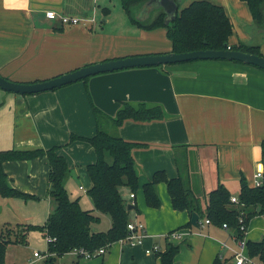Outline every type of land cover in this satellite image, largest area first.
Masks as SVG:
<instances>
[{
  "label": "crops",
  "instance_id": "crops-1",
  "mask_svg": "<svg viewBox=\"0 0 264 264\" xmlns=\"http://www.w3.org/2000/svg\"><path fill=\"white\" fill-rule=\"evenodd\" d=\"M190 1L180 0L179 9ZM209 1L221 5L231 21L229 46L240 42L257 44L264 55V33L262 31L258 37L253 35L255 26L245 1ZM102 2L0 0V75L14 81L31 82L94 62L172 51L165 27L136 25L124 10L125 18L105 17L102 19L104 26L99 27L94 17L96 8H101L104 14L110 11L101 5ZM143 5L135 10L140 21L151 20L161 9L150 13ZM48 9L81 20L76 24H61L45 16ZM124 102L158 105L163 117L151 120L128 118L114 126L109 117L114 116ZM91 104L105 114L98 122ZM97 127L144 144L132 151L139 187L133 198L127 187H121V194L126 203L136 205L137 209L133 207L129 212L134 216L130 220L142 219L147 233L140 245L113 242L105 254L99 256L98 263L158 264L156 254L152 255L155 252H145V248L160 244L154 240L156 235L175 229L186 232L181 237L189 236L191 227L185 225L190 222L191 214L172 207L164 182L156 184L160 206H147L142 183L150 179L155 170L164 169L168 177H183L197 196H202L219 182L236 196L241 176L252 185L255 171L263 167L260 144L264 138V70L235 60L195 59L99 72L35 93L20 94L0 88V150L60 146L58 152L64 155L70 168L65 187L69 196L78 198L84 209L93 208L92 199L86 192L91 186L86 164L95 160V152L88 141H69V137L70 134L91 137ZM3 170L11 185L34 195L31 199L45 203L43 220L34 223L42 224L53 207L44 158L6 160ZM80 177L84 178L81 184L77 181ZM79 191L85 192V196ZM137 193L142 194L139 201ZM261 215L264 212L252 217L250 223ZM18 222L31 223L24 219ZM102 223L108 225V216H103ZM205 224L208 229L203 234L212 242H207L209 245L204 252L200 249L197 264H211L216 255L233 264L234 253L240 250L239 240L223 225ZM252 229L250 224L245 238L251 237ZM261 238L264 237L254 240ZM27 244H9L5 264L40 261L43 257L34 256L33 252L44 255L47 245L46 249H34L30 254L20 252L19 257L17 249H25ZM187 245L192 248L191 240ZM76 258L73 253H67L60 260L70 264ZM86 260L81 258L78 264ZM174 264L186 263L180 262L175 255Z\"/></svg>",
  "mask_w": 264,
  "mask_h": 264
},
{
  "label": "trees",
  "instance_id": "trees-1",
  "mask_svg": "<svg viewBox=\"0 0 264 264\" xmlns=\"http://www.w3.org/2000/svg\"><path fill=\"white\" fill-rule=\"evenodd\" d=\"M145 1L120 0V4L132 23L146 28L165 27L167 36L171 40L172 51L218 49L228 46L232 24L221 5L209 0H192L178 9L174 19L165 23V12L162 9L153 14L151 20L140 21L136 18L135 10ZM243 1L249 7L254 22L252 33L258 37L259 33L262 31L264 33V0ZM230 47L262 54L257 44L240 42ZM91 108L98 122L100 116L105 114L93 104ZM161 117L163 111L158 105H147L142 102L133 105L124 102L115 115L109 118L114 126H118L128 118L151 120ZM69 138V141L75 139L88 141L95 152V160L86 164V172L91 181L87 194L92 199V209L82 208L78 198L69 196L65 180L70 168L64 155L58 152L60 146L0 150L1 195L34 198V195L11 185L3 170V162L40 157L44 158L48 166V194L53 202V207L42 224L18 222L13 227L7 228L8 224H4L0 228V264H5L9 244L19 241L26 243L27 232L32 228L38 229L44 236L54 238L47 244L46 255L35 264H67L60 258L73 249L94 251L101 246H110L129 232L127 222L130 220L131 209L128 210L127 206L130 203L125 202L121 187H127L133 193L139 187L132 151L134 147L144 144L109 133L101 127H97L91 137L70 134ZM260 146L263 165L261 182L250 185L245 177L241 176L236 201L230 199L231 192L220 182L202 196H197L183 177L179 175L168 177L164 169H157L151 178L141 185L146 205L160 206L156 184L164 182L174 209L186 210L189 214L195 212L198 215L197 224L191 226L188 221L185 225L187 228L198 227L202 218H208L215 225L222 226L225 223V227L231 230L235 238L244 242L246 253L264 264V238L254 240L245 238L244 234L251 218L264 212V138ZM133 207L137 209L135 204ZM104 215L109 218L107 226L102 225ZM242 225L244 229L241 228ZM178 248L177 244L165 241L164 248L155 252L158 264H174ZM76 255L80 256V254ZM78 260L79 257L70 264H78ZM211 264L231 263L227 258L216 255Z\"/></svg>",
  "mask_w": 264,
  "mask_h": 264
},
{
  "label": "water",
  "instance_id": "water-1",
  "mask_svg": "<svg viewBox=\"0 0 264 264\" xmlns=\"http://www.w3.org/2000/svg\"><path fill=\"white\" fill-rule=\"evenodd\" d=\"M179 2L180 0H146L145 2H143V6L150 13L154 9L161 8L165 12L164 21L165 23H167L176 17L177 11L179 9ZM195 59L235 60L258 66L259 68L264 70V55L244 51L242 49L231 48L228 45L225 48L218 49L199 48L189 51H170L165 53L144 54L115 58L85 64L83 66L58 74L51 78L31 82L14 81L0 75V88L6 91L16 92L20 94L35 93L57 88L99 72L110 71L124 67L169 64ZM132 208L133 204H128L127 209L129 210ZM197 220L198 215L193 212L190 218L191 224L196 225Z\"/></svg>",
  "mask_w": 264,
  "mask_h": 264
},
{
  "label": "rangeland",
  "instance_id": "rangeland-1",
  "mask_svg": "<svg viewBox=\"0 0 264 264\" xmlns=\"http://www.w3.org/2000/svg\"><path fill=\"white\" fill-rule=\"evenodd\" d=\"M103 1L104 2H102L103 4L101 5H105L106 8L110 9V11L104 14L101 8H96L94 17L99 27L101 25L104 26L102 19L105 17H108L113 20L114 19L117 20L122 17L125 18V15H124L123 9L120 6L119 0H103ZM107 26L109 25L107 24ZM82 180H84L83 177H80L79 180L77 179L78 183L80 184L81 182L83 183ZM79 193L82 196H85V192L79 191ZM140 197L142 199V194L137 193L138 201ZM44 205L45 203L42 200L37 201L31 198L25 199V198L18 197V196H4L0 194V206H1L0 226H3L4 224H8L7 228L13 227L19 221V219L30 220L31 221L30 224L40 223L43 220L42 217L44 215V209H45ZM133 217L134 216H132V214L129 215V218L132 219ZM250 224L253 226L250 239H254L255 237H259V236L264 237V215L257 217ZM102 225L104 226V224ZM207 229H208L207 225L203 223L202 225L198 227H191V233L189 236H186V238L170 237L169 239H167V241H170L173 244H177L179 246L178 252L176 255L180 262L186 263V264H197V256L199 254L200 249H203V252H204V250L209 245L207 244V242L208 241L212 242V240L210 239H205L206 237L203 234V233H207ZM246 230L244 234L246 233ZM210 234H212L211 231H210ZM164 235L165 234L156 235L158 237L154 238V240L158 241V244L160 243L159 245L161 249L166 241L165 239L166 237L164 238ZM209 238L214 239V240L216 239L212 237H209ZM188 240H191L192 248L188 247L187 245ZM27 242L28 244L26 245L25 249L24 248H22V250L21 248L17 249L19 253V257L21 255L20 252L22 253V255H25L27 253L30 254L34 249H39V250L46 249V245H47L46 239L39 232L38 229L32 228L27 232ZM14 244H20L21 246H23L26 243L19 241V242H14ZM10 252L11 251L9 248V252H8L9 258L11 257ZM154 254L156 253H153L152 255ZM99 256L100 255H96L91 258H86L87 259L86 262L84 261L81 264H99L98 263L99 262L98 259H100ZM77 257H79V259L83 258L80 256H77Z\"/></svg>",
  "mask_w": 264,
  "mask_h": 264
},
{
  "label": "built area",
  "instance_id": "built-area-1",
  "mask_svg": "<svg viewBox=\"0 0 264 264\" xmlns=\"http://www.w3.org/2000/svg\"><path fill=\"white\" fill-rule=\"evenodd\" d=\"M45 16L51 20H57L59 21L61 24H76L78 23L81 18H78L76 16L73 15H67V14H63V13H59L55 10L52 9H48L45 10ZM262 169H257L253 175V184L257 185L261 182V178H262ZM129 196L131 198L134 197V193L130 192ZM230 199L232 201H236L237 197L231 195ZM133 203V202H132ZM210 220L208 218H204L202 221H199V225L201 223H209ZM223 226L225 227L226 224L224 223ZM127 228L129 230V232L127 233V235H125L123 238L119 239L118 241H123V242H127V244L130 245H140L143 243L144 238L147 236L146 233V229L144 226V223L141 220H129L127 222ZM242 229H244L243 225L241 226ZM186 233L185 231H182L181 229H175L172 231H169L167 234H165L166 238H170V237H181L182 234ZM47 242H49L50 240H54L53 237L50 236H45ZM239 244H240V250L235 251L234 253V264H262L259 260L249 256L246 251L244 250V242L239 240ZM109 245H105V246H101L97 249H95L94 251H88L82 248H78V249H73L70 253L73 254H80L81 257L83 258H91L93 256L96 255H102L106 252L107 248ZM160 249V246L155 244L152 247H148L145 248V252H156L157 250ZM47 253V252H46ZM46 253L40 254L39 251H34L33 255L37 256V257H44L46 255Z\"/></svg>",
  "mask_w": 264,
  "mask_h": 264
},
{
  "label": "bare ground",
  "instance_id": "bare-ground-1",
  "mask_svg": "<svg viewBox=\"0 0 264 264\" xmlns=\"http://www.w3.org/2000/svg\"><path fill=\"white\" fill-rule=\"evenodd\" d=\"M81 257V256H80Z\"/></svg>",
  "mask_w": 264,
  "mask_h": 264
}]
</instances>
